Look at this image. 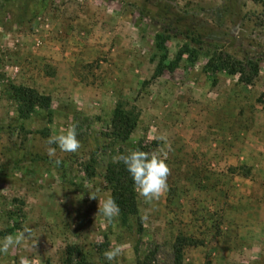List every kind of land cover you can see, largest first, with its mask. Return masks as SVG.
<instances>
[{
    "label": "rangeland",
    "instance_id": "rangeland-1",
    "mask_svg": "<svg viewBox=\"0 0 264 264\" xmlns=\"http://www.w3.org/2000/svg\"><path fill=\"white\" fill-rule=\"evenodd\" d=\"M262 21L254 0H0V240L30 227L0 264H62L68 244L96 264L119 247L118 264H136L137 238L154 264L173 263L177 239L181 264H264V63L245 84L186 55L155 76L153 59L162 28L169 60L186 42L264 58ZM10 83L50 108L20 118ZM118 102L138 114L132 139L170 168L159 199L136 192L140 235L98 213ZM73 124L75 153L48 144Z\"/></svg>",
    "mask_w": 264,
    "mask_h": 264
},
{
    "label": "trees",
    "instance_id": "trees-1",
    "mask_svg": "<svg viewBox=\"0 0 264 264\" xmlns=\"http://www.w3.org/2000/svg\"><path fill=\"white\" fill-rule=\"evenodd\" d=\"M264 6V0H254ZM264 22V21H262ZM172 37L168 28L158 30L153 39V59L156 64L154 75L158 76L164 71H174L179 67L182 57L186 55L188 61L194 62L199 57L205 59L204 71L212 73L225 72L228 75L237 76L240 82L251 84L263 68L264 58L255 53L243 50L240 54L221 49L217 45L210 44L195 47L186 42L179 48L175 57L168 59L167 41ZM9 90L17 102V113L20 118H28L36 108L49 109L51 98L41 94L35 89L23 85L10 83ZM138 114L134 109L126 107L118 102L112 111L108 128L103 131L105 145L111 151V156L106 162L103 179L110 195L119 205L120 214L116 217L118 224L127 232L140 235L143 223L139 213L136 191L130 173L123 162H115L114 158L127 154L130 150L139 149L152 155L151 142L132 139L136 127ZM174 244L173 263L181 264L182 241ZM141 238H137L134 245L136 264H154L151 253L141 254ZM62 264H96L86 251L77 244H68L64 249Z\"/></svg>",
    "mask_w": 264,
    "mask_h": 264
},
{
    "label": "clouds",
    "instance_id": "clouds-1",
    "mask_svg": "<svg viewBox=\"0 0 264 264\" xmlns=\"http://www.w3.org/2000/svg\"><path fill=\"white\" fill-rule=\"evenodd\" d=\"M158 139L164 140L165 137L161 136ZM48 144L58 146L62 152L75 153L80 148L76 125H70L65 131L50 136ZM47 154L50 158L55 157L56 148L49 147ZM114 161L123 162L131 175L135 191L146 201L159 199L160 195L167 189L170 168L165 160L158 155H150L145 151L134 149L125 155L114 158ZM56 163L59 164L60 161L56 160ZM89 196L93 199L98 198L95 193H89ZM98 213L111 223L115 217L119 216L120 208L116 200L108 196L102 202L99 200ZM29 232L30 227L24 225L22 230L6 235L0 240V254H6L10 248L20 246L24 242L25 235ZM121 252V248L113 247L106 250L103 255L109 264H118L117 258Z\"/></svg>",
    "mask_w": 264,
    "mask_h": 264
}]
</instances>
